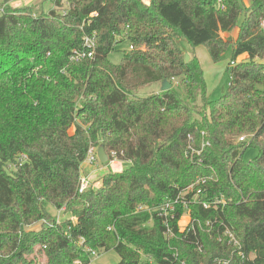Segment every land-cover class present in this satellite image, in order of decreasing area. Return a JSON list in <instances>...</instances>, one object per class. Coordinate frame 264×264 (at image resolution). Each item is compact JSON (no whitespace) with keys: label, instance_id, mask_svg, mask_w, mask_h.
Returning a JSON list of instances; mask_svg holds the SVG:
<instances>
[{"label":"trees","instance_id":"obj_1","mask_svg":"<svg viewBox=\"0 0 264 264\" xmlns=\"http://www.w3.org/2000/svg\"><path fill=\"white\" fill-rule=\"evenodd\" d=\"M10 1L0 5V264L36 245L48 264H90L89 250L111 249L115 264H214L229 256L217 229L240 241L235 264H264V0H53L65 13L38 15ZM236 28V39L223 35ZM87 35L94 56L71 61ZM179 37L214 61L234 45L220 97H207L200 61L185 60ZM125 40L129 50L111 62ZM164 80L170 89L137 95ZM243 134L249 141L237 142ZM100 145L130 165L79 193ZM191 184V230L180 231V208L171 238L156 213L136 212ZM216 198L225 204L201 203ZM62 208L69 216L57 222Z\"/></svg>","mask_w":264,"mask_h":264},{"label":"rangeland","instance_id":"obj_2","mask_svg":"<svg viewBox=\"0 0 264 264\" xmlns=\"http://www.w3.org/2000/svg\"><path fill=\"white\" fill-rule=\"evenodd\" d=\"M147 1V0H145ZM245 4H247V0H243ZM4 3V0H0V5L2 6ZM11 5L14 7H23V6H32L35 7V13L38 15L40 11H46L49 12L50 10H55L57 12H63L65 13V9L67 7V3L65 5H62L60 8L56 7L53 0H11ZM42 11V12H43ZM224 36H230L233 37V39H236L238 36V29H234L229 33L223 34ZM178 44L181 49L185 51V54H189L192 58L196 57L201 64V67L203 69L204 79L206 83V91H207V97L211 100L216 99L220 97L224 92H226L229 88L230 83V74L227 71V66L232 58L233 54V44H230L226 51L222 54L220 59L218 61H214L209 53L208 48L204 44L199 45H192L189 43L185 38L179 37ZM129 42L127 40L119 43L115 50H113L109 54V59L111 62L118 64L122 60L123 53L126 50H129ZM247 57V55H241L238 57L237 61H242ZM174 84L177 85V81L174 80ZM162 83H153L148 87H145L143 89H140L137 93L138 96H146L152 93H157L161 91ZM70 132H73V127L70 129ZM245 136H249L248 134H243ZM241 137V136H240ZM237 138V142L239 138ZM250 137V136H249ZM249 139L245 142L247 143ZM98 148L96 149L97 152ZM257 155V149L255 147H250L244 154V158L247 161L252 160ZM114 160V159H113ZM118 162V163H117ZM118 165H117V164ZM130 165L129 162H122L118 159L116 161H111L110 157L109 159L102 163L99 160L96 161L95 164H87L84 163L82 166L85 169L84 172H89V179L90 184L92 186H96L101 184V178L102 176L112 170V171H122L125 167H128ZM118 166V167H117ZM103 167V168H102ZM102 168V169H101ZM93 171H95L93 173ZM85 174V173H84ZM87 175V174H86ZM195 184H191L188 188H186L185 194L190 192L192 193L193 189H195ZM184 194V195H185ZM183 195V196H184ZM191 198V196H190ZM160 204V203H159ZM182 207V206H179ZM182 215L179 221V226L181 229H183L189 222L191 216H190V208H181ZM184 209V210H183ZM53 213L56 214L55 210H53ZM58 215V214H57ZM67 215L61 214V219H63ZM58 219V216L57 218ZM44 221L36 222L35 224L28 227V230H34L38 231L42 227ZM216 240L221 243L222 245H226L227 248L224 250V255L228 254V260L227 264H235V260L238 255H241L240 253V246L239 241L236 235H232L229 232H225L222 230L217 229L215 232ZM45 247L41 245H36L32 252L27 253L24 255L17 264H48L47 256L44 251ZM226 256H222L220 259H216L214 264H223L222 259ZM120 261V255L115 249H111L108 251L100 250L97 252L96 255L91 257V263L90 264H115Z\"/></svg>","mask_w":264,"mask_h":264},{"label":"built area","instance_id":"obj_3","mask_svg":"<svg viewBox=\"0 0 264 264\" xmlns=\"http://www.w3.org/2000/svg\"><path fill=\"white\" fill-rule=\"evenodd\" d=\"M215 1L217 3H219L222 8L225 7V4H224L223 0H215ZM95 48H96V41H95L94 36L87 35L84 38V46L82 48L72 50V52L70 54V60L74 61V62H79V61H82L84 59H90V58H92L94 56ZM246 138H247V136L242 135L239 138V140H240V142H243V141H246ZM96 149L97 148H94V147H91L89 149L88 155H87L84 163H87V164H90V165L96 163V161L98 160V155H97ZM111 155H112L111 161H116V159H118L116 157V153L115 152H112ZM84 173L85 172H84V168H83V170H81V177H80V182H79V186H78V192L79 193L85 192L91 186L90 179H89V174L86 175ZM197 183H202L203 184V183H205V179L204 178H199L197 180ZM94 187H96V186H94ZM184 192H186V191H182L179 195H177L174 198H167L164 201H162L160 204H158V205H156L154 207H150V206L145 205V204H140L137 207L136 212L149 211L150 213H156L162 220V223L164 225L165 235L168 238H171V237H173L175 235V231H174L173 226H172V220L176 217L178 209L179 208L181 209L182 207L188 209V208H190V203L199 202L197 200V196L196 195L193 197V199H188V198L186 199L185 195L188 194V191H187L186 194ZM201 203H202V205L205 208H209L211 206L218 207L219 205H224L225 201L216 198V199H214L211 202H209V201H201ZM179 206H182V207H179ZM64 209L65 208H62L61 210H59L58 215H57L58 219L56 220L57 222H60L62 220L61 219V214H62V211ZM179 221H180V219L178 220V226H179ZM190 222H191V218H190L188 224L183 229H181L180 226H179L180 231H184V230H188L189 231V230H191L193 228V226L189 227ZM225 232H229L230 234L234 235V233L231 230H229V229H226ZM239 246L241 247L240 241H239ZM97 252L98 251H96V250H89L90 257L96 255ZM240 253H241V251H240ZM149 261H150V263L152 262L151 259ZM222 262H223V264H227L228 260H222ZM74 264H83V263L80 262V261H75Z\"/></svg>","mask_w":264,"mask_h":264},{"label":"water","instance_id":"obj_4","mask_svg":"<svg viewBox=\"0 0 264 264\" xmlns=\"http://www.w3.org/2000/svg\"><path fill=\"white\" fill-rule=\"evenodd\" d=\"M185 60L186 61H189L190 60V55L189 54H185ZM171 87H172V84L168 80H164L162 82L161 90L162 91L168 90ZM97 155H98L99 161L102 162V163L106 162L109 159L108 154H107V152L105 150V147L103 145H100L98 147Z\"/></svg>","mask_w":264,"mask_h":264},{"label":"crops","instance_id":"obj_5","mask_svg":"<svg viewBox=\"0 0 264 264\" xmlns=\"http://www.w3.org/2000/svg\"><path fill=\"white\" fill-rule=\"evenodd\" d=\"M117 163H118V162H117ZM117 163H116V164H117ZM117 165H118V164H117ZM117 167H118V166H117ZM102 168H103V167H102ZM102 168H101V169H102ZM84 170H85V169H84ZM94 172H95V171H93V173H94ZM85 174H89V172H88V173H87V172H85ZM97 186H98V185H97Z\"/></svg>","mask_w":264,"mask_h":264}]
</instances>
